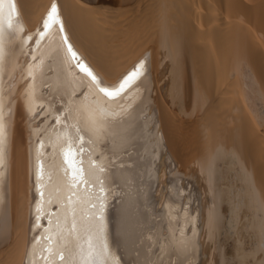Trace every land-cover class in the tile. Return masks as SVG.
Here are the masks:
<instances>
[{
    "label": "bare ground",
    "instance_id": "1",
    "mask_svg": "<svg viewBox=\"0 0 264 264\" xmlns=\"http://www.w3.org/2000/svg\"><path fill=\"white\" fill-rule=\"evenodd\" d=\"M53 4L64 33L52 26L40 39ZM16 5L0 60L9 124L0 264H42L45 246L68 242L73 218L71 242L86 247L91 227L109 264H264V0ZM65 34L104 86H118L141 62L144 74L107 101L76 67ZM58 114L93 141L91 159L106 168L96 173L102 230L99 184L90 198L81 189L67 200ZM85 169L93 171L87 157ZM195 186L199 221L189 209Z\"/></svg>",
    "mask_w": 264,
    "mask_h": 264
},
{
    "label": "snow or ice",
    "instance_id": "2",
    "mask_svg": "<svg viewBox=\"0 0 264 264\" xmlns=\"http://www.w3.org/2000/svg\"><path fill=\"white\" fill-rule=\"evenodd\" d=\"M7 5V14H4V6ZM19 12L16 5V0H0V60L3 59L4 55V42L6 29L15 31L13 28L14 18L18 17ZM17 25L19 21H16ZM57 26L61 33H64V23L60 18L59 9L56 4L51 6L48 13L47 19L43 24V29L40 33V39L44 38L45 33L52 27ZM22 30V29H21ZM31 40V37L28 38ZM64 43L67 45V51L70 53L71 58L76 62V67L79 71L85 74L93 82L97 92L105 98L107 101H115L132 88L135 83L144 74L145 65L141 62L135 70L129 73L116 87L104 86L94 71L83 62L78 54L73 50L72 45L68 43L66 34L64 35ZM103 111V110H102ZM57 125H63L59 131L57 139L63 137V143L60 146V153L62 156V167L63 175L66 179V185L69 191L67 200L69 203L73 202L74 197L79 198L80 191L83 190L87 197H91L88 193L90 187H95L97 184L100 185L99 193L95 198L100 201L98 210L94 214V218L99 221V229L103 228V211H104V200L102 194L105 189L103 187L104 180L100 175L96 173H104L106 168L101 166L97 168V161L91 159V147L93 141L86 137L82 129L76 125H70L68 121H61L59 114L56 120ZM9 141V124L4 115L3 103L0 101V168L5 164L7 146ZM89 165V168L93 171L89 174L86 172L85 163ZM43 168L41 166L38 172V180L42 177ZM43 197V192L40 193ZM92 207L96 208L97 205L93 204ZM37 212L41 211V206L37 205ZM40 216H37L39 221ZM51 223V221H49ZM77 224L75 218L68 231V242L59 246L57 249H53L51 244L45 246L40 255L42 264H109L106 259L109 256V248L106 243L101 241L99 244H94L91 239V233L93 229L89 227L86 231L89 232V238L85 241L86 247L82 244H73L71 238L73 234L77 233ZM51 241V237H48ZM30 264L33 262L30 261Z\"/></svg>",
    "mask_w": 264,
    "mask_h": 264
},
{
    "label": "rangeland",
    "instance_id": "3",
    "mask_svg": "<svg viewBox=\"0 0 264 264\" xmlns=\"http://www.w3.org/2000/svg\"><path fill=\"white\" fill-rule=\"evenodd\" d=\"M192 190H194V192L192 195V199L189 200V209H191V215L195 214L197 216V221H199V219H200V209H199V204H198L199 191H198L197 186L193 187ZM202 198H203V196H202ZM155 200H156V198H155ZM155 210H156V208H155Z\"/></svg>",
    "mask_w": 264,
    "mask_h": 264
}]
</instances>
